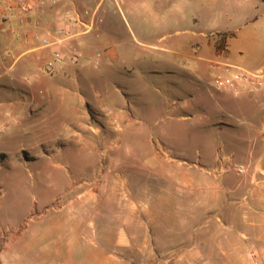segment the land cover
<instances>
[{
    "label": "rangeland",
    "instance_id": "374dc122",
    "mask_svg": "<svg viewBox=\"0 0 264 264\" xmlns=\"http://www.w3.org/2000/svg\"><path fill=\"white\" fill-rule=\"evenodd\" d=\"M98 1L75 4L91 9ZM238 12L232 0H101L93 29L79 36L75 65L49 70L31 53L2 51L14 66L0 68V264H56V229L70 223L137 221V193H170L176 159L244 160L246 149L223 146L216 124L249 120L250 89L234 95L211 85L227 62L215 52L229 42L225 26L236 36L231 48H244V32L263 18ZM240 177L233 170L225 179ZM209 184L219 182L209 176ZM160 201L167 222L168 198ZM206 218L191 222L194 232Z\"/></svg>",
    "mask_w": 264,
    "mask_h": 264
},
{
    "label": "crops",
    "instance_id": "0c3cea01",
    "mask_svg": "<svg viewBox=\"0 0 264 264\" xmlns=\"http://www.w3.org/2000/svg\"><path fill=\"white\" fill-rule=\"evenodd\" d=\"M5 1L3 0L0 6V68H3L1 73H8L14 66V61L10 62L11 57L4 55L3 50L11 51V54L17 53L16 57L31 53L38 60L39 66L46 68L47 62L51 60L53 48L41 47L32 35L35 31L45 34L54 28L55 8L47 5L42 11L31 13L25 22L20 24L16 9L7 20H1ZM28 1L35 4L37 0ZM61 1L64 5L77 6L75 3L79 0ZM82 1L93 4L95 0ZM232 2L238 7L239 12L235 14L238 18L249 17L250 21H253L258 17L253 16L255 11H260L263 18L244 32L243 38L246 41L244 48H231L229 42L235 40L236 36L232 24L228 23L225 29L229 33V42H225L222 50L215 52L226 59L225 65L241 67L234 63L246 62L255 65L252 70L264 68V65L259 64L264 59L262 50L264 2L261 0ZM100 3L101 0L95 3L94 7ZM9 27L27 33V38L16 39L10 34ZM78 40L79 37L60 47L65 57L64 62L75 65L69 58L72 49H78ZM78 51L83 55L79 49ZM56 70L61 72L60 67ZM246 88L248 86L241 85L237 94ZM253 97L257 107L250 102ZM263 98L264 91H248L249 104L244 106V110L249 120H239L236 125L224 122L216 124L217 133L225 136L223 146L233 147L239 151L246 149L243 161H250V170L246 175L231 183L225 176L227 177L233 169H226L223 175L217 177L210 171L211 167L214 165L228 167L229 163L225 159L219 160L218 154L212 162L201 154H198L195 161H189L187 158L176 159L174 189L170 193H137L142 210L138 211L134 204L131 206L136 209L137 221L88 226L74 222L65 227H58L56 229L58 244L51 250L57 255L56 264H145L167 261L172 264L177 262L226 264L241 262L250 257L251 251L263 249L264 163L259 156L260 148L257 146L264 143L259 130L260 120L264 119L259 106V101ZM31 109L32 105L29 107L30 111ZM225 127L232 131L226 133ZM207 165L210 166L209 169L206 168ZM209 176L217 179L219 185H210ZM98 194L89 190L85 195ZM162 197L168 198L167 222H162L160 217ZM214 212H221V215ZM202 215L208 217L206 225L201 231L194 232L197 226L193 227L191 222ZM53 229L49 228L51 231Z\"/></svg>",
    "mask_w": 264,
    "mask_h": 264
},
{
    "label": "built area",
    "instance_id": "2783aa9c",
    "mask_svg": "<svg viewBox=\"0 0 264 264\" xmlns=\"http://www.w3.org/2000/svg\"><path fill=\"white\" fill-rule=\"evenodd\" d=\"M2 1L0 0V6L2 5ZM5 3L1 20H7L14 9H16L21 24L25 22L31 13L42 11L47 5L55 8L54 28L45 34L37 32L32 35L41 47L53 48L51 50V60L46 64V68L49 70L58 69L65 60L60 47L65 46L70 40L76 39L93 29L96 21V12L99 7L96 5L89 9L84 4L81 6L64 5L61 0H37L35 4L28 0H6ZM10 33L16 39L27 38V33L24 32L18 33L10 29ZM79 56L78 49L73 48L69 59L73 64H76ZM97 56H99V53H97ZM89 62L96 64L97 61L89 59ZM223 66V72L218 74L211 84L216 90H229L237 94L241 85H246L252 91H264V68L248 70L234 65L226 64ZM259 106L264 116V98L259 101ZM259 130L261 136L264 138V119L261 122ZM220 159L228 160V167L214 165L210 171L215 175H219L222 170L233 169L237 175L244 176L250 170L249 160L234 162L232 155H227ZM250 264H264V248L260 251H251Z\"/></svg>",
    "mask_w": 264,
    "mask_h": 264
},
{
    "label": "trees",
    "instance_id": "16d2710c",
    "mask_svg": "<svg viewBox=\"0 0 264 264\" xmlns=\"http://www.w3.org/2000/svg\"><path fill=\"white\" fill-rule=\"evenodd\" d=\"M261 1H263V2H264V0H261Z\"/></svg>",
    "mask_w": 264,
    "mask_h": 264
}]
</instances>
